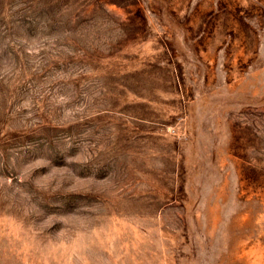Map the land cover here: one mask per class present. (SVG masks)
<instances>
[{
    "label": "rangeland",
    "instance_id": "obj_1",
    "mask_svg": "<svg viewBox=\"0 0 264 264\" xmlns=\"http://www.w3.org/2000/svg\"><path fill=\"white\" fill-rule=\"evenodd\" d=\"M0 264H264V0H0Z\"/></svg>",
    "mask_w": 264,
    "mask_h": 264
}]
</instances>
